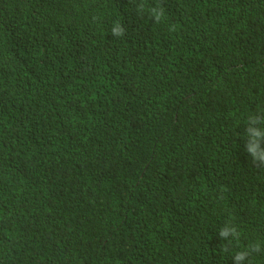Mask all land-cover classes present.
<instances>
[{"label":"trees","instance_id":"16d2710c","mask_svg":"<svg viewBox=\"0 0 264 264\" xmlns=\"http://www.w3.org/2000/svg\"><path fill=\"white\" fill-rule=\"evenodd\" d=\"M140 2L0 0V264H264V0Z\"/></svg>","mask_w":264,"mask_h":264},{"label":"clouds","instance_id":"9594fccd","mask_svg":"<svg viewBox=\"0 0 264 264\" xmlns=\"http://www.w3.org/2000/svg\"><path fill=\"white\" fill-rule=\"evenodd\" d=\"M137 10L144 13L145 5L143 0L137 5ZM150 17L156 22L160 23L165 19L166 12L162 4L157 3L155 6L147 9ZM175 26H172L174 30ZM125 34V29L122 24L116 22L112 28V35L115 37H122ZM245 144L244 149L251 157L252 163L259 167H264V112L249 115L247 117L245 129ZM229 232H232L234 239L239 238V233L236 228H225L220 232L222 237H227ZM223 251H227V246H222ZM261 250L259 244L251 245L249 250L236 252L233 256L235 261H246L252 252H259Z\"/></svg>","mask_w":264,"mask_h":264}]
</instances>
